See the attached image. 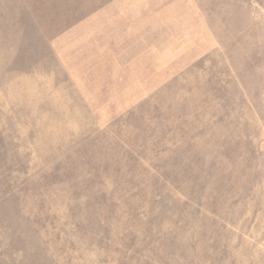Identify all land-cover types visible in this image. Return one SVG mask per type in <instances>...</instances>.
Segmentation results:
<instances>
[{
  "label": "rangeland",
  "instance_id": "rangeland-1",
  "mask_svg": "<svg viewBox=\"0 0 264 264\" xmlns=\"http://www.w3.org/2000/svg\"><path fill=\"white\" fill-rule=\"evenodd\" d=\"M0 264H264V0H0Z\"/></svg>",
  "mask_w": 264,
  "mask_h": 264
}]
</instances>
